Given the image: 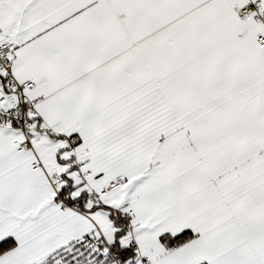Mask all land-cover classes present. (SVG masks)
<instances>
[{
	"label": "snow or ice",
	"instance_id": "snow-or-ice-1",
	"mask_svg": "<svg viewBox=\"0 0 264 264\" xmlns=\"http://www.w3.org/2000/svg\"><path fill=\"white\" fill-rule=\"evenodd\" d=\"M0 264H264V0H0Z\"/></svg>",
	"mask_w": 264,
	"mask_h": 264
}]
</instances>
